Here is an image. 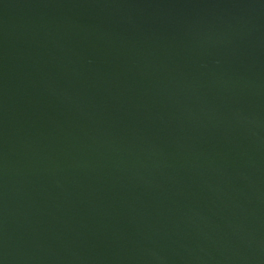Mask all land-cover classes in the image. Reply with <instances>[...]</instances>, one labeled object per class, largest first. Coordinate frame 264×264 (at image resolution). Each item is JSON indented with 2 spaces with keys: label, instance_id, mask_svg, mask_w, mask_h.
<instances>
[{
  "label": "water",
  "instance_id": "obj_1",
  "mask_svg": "<svg viewBox=\"0 0 264 264\" xmlns=\"http://www.w3.org/2000/svg\"><path fill=\"white\" fill-rule=\"evenodd\" d=\"M0 264H264V0H0Z\"/></svg>",
  "mask_w": 264,
  "mask_h": 264
}]
</instances>
